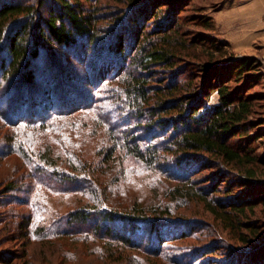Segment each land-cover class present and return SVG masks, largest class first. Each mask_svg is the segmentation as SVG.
<instances>
[{
  "label": "trees",
  "instance_id": "16d2710c",
  "mask_svg": "<svg viewBox=\"0 0 264 264\" xmlns=\"http://www.w3.org/2000/svg\"><path fill=\"white\" fill-rule=\"evenodd\" d=\"M190 3L0 0V264H49L32 248L44 243L57 264L76 244L162 259L167 240L202 234L189 221L166 231L202 219L175 215L192 201L241 243L228 264H264L263 64L219 60L222 42L188 27L214 21L185 14ZM138 169L164 189L150 207L121 206L116 188ZM40 193L77 204L51 211ZM208 225L198 252L226 243Z\"/></svg>",
  "mask_w": 264,
  "mask_h": 264
},
{
  "label": "rangeland",
  "instance_id": "374dc122",
  "mask_svg": "<svg viewBox=\"0 0 264 264\" xmlns=\"http://www.w3.org/2000/svg\"><path fill=\"white\" fill-rule=\"evenodd\" d=\"M256 4H254V2ZM243 1L238 0H191L190 6H187L185 9V14H193L198 13L201 16L211 17L214 21V29L213 30H205L200 26H188L190 31L198 32L203 31L206 33L212 40L222 42L221 47L225 51L223 56L219 58L218 52H214V54L219 58V60H227L228 58L239 57L244 54L253 55L258 57L262 64L264 70V43L260 39H256L250 43H237L235 42L234 33H238L239 31L242 33L244 31L249 30L253 26L251 23L253 22V18L249 16L251 19H246L243 13L253 12L257 6V1L251 0V2L245 3L246 5L241 4ZM195 9H199L198 12H194ZM240 14L239 19L234 16H238ZM264 17V14H263ZM251 20V21H250ZM187 26L184 29L188 28ZM247 31V32H249ZM256 89H260V86H256ZM217 99V95L213 93L210 97V104L214 103ZM263 133H264V124L262 125ZM260 143L258 144V152L264 153V135L260 138ZM15 163V161L12 160ZM10 166L8 165L6 168L10 170ZM170 171L173 173L176 172V169H172L168 167ZM209 170H204L200 172L199 177H202L207 174ZM202 179V178H201ZM122 187L120 189V186ZM119 187L116 188L117 195L114 196V199L119 202L121 206L127 207L128 205L133 204V202L140 203L143 206L150 207L153 205L161 195L164 186H162L159 191L155 190V181L154 175H151L149 171L138 169L137 172L131 173V175L127 179H123L122 183ZM157 195V196H156ZM38 199L44 203L51 211H63L67 212L75 208L77 202L75 200L78 199L77 194H65V195H54L47 196L44 193L38 194ZM191 211L189 209L178 208L181 210H177L175 215H180V212L184 210L187 216L194 217H202L204 220L197 221L187 220L183 217L168 220L169 229L166 231H175L174 228L185 227L186 225L181 224L182 222L189 221L191 225L196 224V229L203 231L209 236H204L203 232L201 235L196 234V239L194 237H188L185 239H176V240H167V244L165 248L162 250L165 258H155L150 255H147L142 252L134 251L131 249H119L117 247H101L102 251H97L99 254L95 253H87L84 252V249L79 245L71 246V250L76 254L72 260L68 262V264H228L231 259L229 257V253L234 250L236 246H241L240 242L232 235L228 233V229H224L217 220L213 218L210 213H204L200 216L201 210L204 211L202 207V203L193 202L188 204ZM264 215L259 212L256 214L257 217H262ZM214 223L216 227L219 229V233L221 237H224V241L226 243L218 244L214 246V248H206L203 252H198L196 249L201 248L206 241H208L211 237H213L212 231L213 229L209 227L208 224ZM168 225V224H167ZM144 239L147 237L144 233L141 235ZM219 239V238H218ZM12 244V243H10ZM10 244H1V247L10 246ZM33 250L36 253L40 254V251H46L47 256H49V264H57L58 256H59V247L53 243H44L33 245ZM194 248V249H190ZM232 248V249H230ZM83 249V252L82 250ZM95 246H92L91 250H94ZM190 249V250H189ZM105 254L106 257L103 255ZM120 255V256H119ZM191 255V256H190ZM99 256V257H98ZM235 256V255H233ZM127 257V258H126ZM236 257V256H235ZM120 258L119 261L109 260V259H117ZM78 261V262H75ZM66 264V263H64Z\"/></svg>",
  "mask_w": 264,
  "mask_h": 264
},
{
  "label": "crops",
  "instance_id": "0c3cea01",
  "mask_svg": "<svg viewBox=\"0 0 264 264\" xmlns=\"http://www.w3.org/2000/svg\"><path fill=\"white\" fill-rule=\"evenodd\" d=\"M238 1H243L241 4L244 3V5H246L245 3L251 2V0H238ZM257 1V6L254 9L253 12L247 13H243L246 19H251L253 18V22L251 23V25L253 26L252 28H250V31H244V32H238V33H234V37H235V42L240 43L243 41V43H250L253 42L256 39H260L261 41H263L264 43V0H255ZM254 2V1H253ZM254 4H256L254 2ZM249 16H251L252 18H249ZM236 19L240 17V14L238 16H234ZM250 20V21H251ZM254 55V54H253Z\"/></svg>",
  "mask_w": 264,
  "mask_h": 264
}]
</instances>
